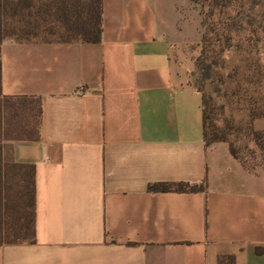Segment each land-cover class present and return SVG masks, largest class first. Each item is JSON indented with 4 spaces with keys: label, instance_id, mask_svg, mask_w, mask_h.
<instances>
[{
    "label": "crops",
    "instance_id": "crops-1",
    "mask_svg": "<svg viewBox=\"0 0 264 264\" xmlns=\"http://www.w3.org/2000/svg\"><path fill=\"white\" fill-rule=\"evenodd\" d=\"M186 4L102 0L97 43L2 41L1 154L34 168L35 240L0 264H264V172L205 146Z\"/></svg>",
    "mask_w": 264,
    "mask_h": 264
},
{
    "label": "trees",
    "instance_id": "trees-1",
    "mask_svg": "<svg viewBox=\"0 0 264 264\" xmlns=\"http://www.w3.org/2000/svg\"><path fill=\"white\" fill-rule=\"evenodd\" d=\"M201 2L203 9L202 25L207 28L202 36L201 55L197 67L203 65L204 58L213 45L208 31L215 35V41L221 54L239 33L240 27L228 13L233 8L231 0H192ZM228 1L227 4L225 2ZM206 8V9H205ZM207 10V11H204ZM258 28H254L258 32ZM262 28V27H261ZM102 32V0H0V45L3 40L15 42H85L97 43ZM264 33V30H263ZM42 36L38 39L37 37ZM264 40V39H263ZM1 77V75H0ZM197 89V88H196ZM202 95L203 137L205 146L216 142H226L230 153L244 167L251 169L241 160L238 150L227 138V132L214 121L212 97ZM1 94V87H0ZM40 108L31 115L36 127L39 122ZM264 112L255 109L250 119L263 118ZM250 135L255 143L263 147L264 130L251 128ZM30 137H37V132ZM9 168L18 171L17 191L14 197L8 194ZM7 181V182H6ZM149 191L175 190L181 192L204 191L205 181L201 184L156 183L148 186ZM35 189L34 168L3 160L0 146V245L35 240ZM217 264H235L233 255H220Z\"/></svg>",
    "mask_w": 264,
    "mask_h": 264
},
{
    "label": "rangeland",
    "instance_id": "rangeland-1",
    "mask_svg": "<svg viewBox=\"0 0 264 264\" xmlns=\"http://www.w3.org/2000/svg\"><path fill=\"white\" fill-rule=\"evenodd\" d=\"M231 2L235 6L227 8V11L239 27L241 23L240 31L221 54H218L215 35L208 31L207 36L213 45L200 68L197 67V59L201 55L202 36L207 32V28L202 25L204 16L201 2L187 0L181 9L190 24L194 22L195 25L194 41L188 44L195 59L190 82L203 94L212 97L214 121L226 130L227 138L238 150L241 160L249 168L264 172V146H258L250 135L251 128L264 130V117L253 121L250 119L251 110L264 112V0ZM259 26L256 33L254 28ZM37 38L41 39L42 36ZM31 107V112H27L23 118H31L36 111L34 105ZM32 121L29 127L18 126L19 130L14 136H26L28 129L34 126ZM17 174L16 169L9 168V176L16 175L14 179H8V194L11 197L16 195Z\"/></svg>",
    "mask_w": 264,
    "mask_h": 264
}]
</instances>
